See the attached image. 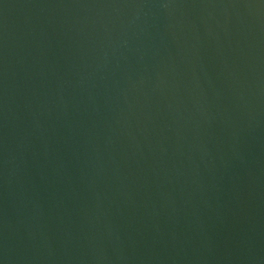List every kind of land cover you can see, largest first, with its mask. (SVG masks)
Masks as SVG:
<instances>
[{"label":"water","instance_id":"obj_1","mask_svg":"<svg viewBox=\"0 0 264 264\" xmlns=\"http://www.w3.org/2000/svg\"><path fill=\"white\" fill-rule=\"evenodd\" d=\"M0 264H264V0H0Z\"/></svg>","mask_w":264,"mask_h":264}]
</instances>
